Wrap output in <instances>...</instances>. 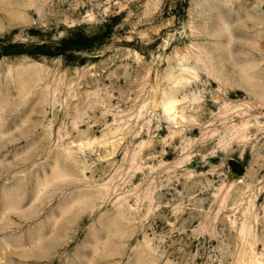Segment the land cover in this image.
Masks as SVG:
<instances>
[{"label":"rangeland","instance_id":"374dc122","mask_svg":"<svg viewBox=\"0 0 264 264\" xmlns=\"http://www.w3.org/2000/svg\"><path fill=\"white\" fill-rule=\"evenodd\" d=\"M2 16L0 264H264V0Z\"/></svg>","mask_w":264,"mask_h":264},{"label":"trees","instance_id":"16d2710c","mask_svg":"<svg viewBox=\"0 0 264 264\" xmlns=\"http://www.w3.org/2000/svg\"><path fill=\"white\" fill-rule=\"evenodd\" d=\"M92 39H90L85 34H79V35H72L69 38L63 39L60 41L59 45L62 47V51H74L76 49L84 48V42L92 43ZM0 44H4L0 40ZM27 52L23 50L22 48H19L17 45L8 43L4 44V46H0V58L2 57H12V56H20V55H26Z\"/></svg>","mask_w":264,"mask_h":264},{"label":"bare ground","instance_id":"6f19581e","mask_svg":"<svg viewBox=\"0 0 264 264\" xmlns=\"http://www.w3.org/2000/svg\"><path fill=\"white\" fill-rule=\"evenodd\" d=\"M0 22H1V24H6V23H7V22L5 21V17H4V16L1 17ZM33 75H34V76H40L41 74H33ZM40 80H41V83L47 81L46 78L43 79V77H41ZM48 92H49V91H44L43 93L46 94V95H48Z\"/></svg>","mask_w":264,"mask_h":264}]
</instances>
